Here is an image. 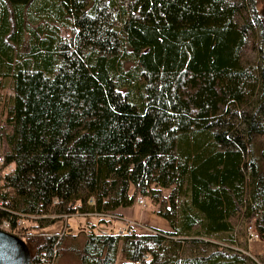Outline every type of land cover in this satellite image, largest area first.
I'll return each mask as SVG.
<instances>
[{
  "label": "trees",
  "instance_id": "16d2710c",
  "mask_svg": "<svg viewBox=\"0 0 264 264\" xmlns=\"http://www.w3.org/2000/svg\"><path fill=\"white\" fill-rule=\"evenodd\" d=\"M1 79L0 222L145 196L170 226L24 223L30 264H264L245 240L264 239V0H0Z\"/></svg>",
  "mask_w": 264,
  "mask_h": 264
},
{
  "label": "rangeland",
  "instance_id": "374dc122",
  "mask_svg": "<svg viewBox=\"0 0 264 264\" xmlns=\"http://www.w3.org/2000/svg\"><path fill=\"white\" fill-rule=\"evenodd\" d=\"M259 7V5H257V8ZM246 52L249 53V50H247ZM251 55V52L248 54ZM2 84V85H1ZM10 89L8 86V81L7 80H0V124L3 121V117H4V112H5V105H6V101H7V97L10 94ZM257 146L258 149H264V135L258 137L257 139ZM167 188H162L161 191L163 194L167 193ZM144 197V196H143ZM146 198V197H145ZM137 202L135 201V203H132V205L129 208L125 209V213L127 214V216L129 218L132 219H136L137 221H133V220H126L125 224L123 221H121L122 219H119L118 221H113L112 222V227L110 228V232H117L119 230L120 227L124 228V231H126L127 229H129L128 227L130 226L131 222L136 223L137 225H135V231L141 230L145 228V224H142L140 221L141 219V214L146 212V209H144L143 207H141L139 204H136ZM150 205V206H149ZM145 207H150L149 209H157V205L156 204H152V202H150L148 200L147 203L144 204ZM85 214H79L77 212L71 213L69 215L66 214V216H62V219L65 220L66 219V224H63V220L59 219L56 220L48 225H45L43 228H34V222L32 220H28L25 221L24 223L26 224V227L32 231H37V232H47V233H56L58 236H60L61 234H63L64 232H75L73 234L79 233L81 231H89V220L88 218H83L81 216H84ZM113 217H105L103 219H110V218H117L119 217L118 214L116 212L112 213ZM79 223V224H78ZM140 225V226H139ZM144 226V227H143ZM68 227L70 228V230L68 229ZM146 227H150V226H146ZM84 228V229H83ZM154 228V227H151ZM122 229V228H121ZM155 229V228H154ZM145 230V229H144ZM99 231V230H97ZM120 232V231H119ZM122 232V231H121ZM82 236L79 237V241L82 240ZM264 239L261 237L259 241H263ZM247 244V242H246ZM247 246V245H246ZM255 251H257L256 249H254L252 246L248 247L246 249V252L248 255L250 256H254V255H258V253H256ZM262 256H264V253L261 252ZM119 256L116 257L114 264H120L119 263ZM55 261V264H77L76 259H74L73 257L69 256V255H65V256H61L58 257ZM121 262V261H120Z\"/></svg>",
  "mask_w": 264,
  "mask_h": 264
},
{
  "label": "crops",
  "instance_id": "0c3cea01",
  "mask_svg": "<svg viewBox=\"0 0 264 264\" xmlns=\"http://www.w3.org/2000/svg\"><path fill=\"white\" fill-rule=\"evenodd\" d=\"M131 205L116 208L114 210V212H116L118 214L119 217H117V218L103 219V218H99V217H97L91 213L85 214L84 216H81V217L88 218L89 223H90L88 230H92L93 232H110V228L112 227L113 221H118L119 219H122L121 221H123L124 224H125L126 220L137 221L136 219L129 218L127 216V214L125 213V209L129 208ZM139 205L141 207H143L144 209H146V212L141 214V219L139 222H141L142 224H145L146 226L158 228L161 230H166V231L170 230V226H169L168 222L163 217L156 214L154 209H149L150 207H145L144 205H141V204H139ZM63 224L67 225L66 219L63 220ZM121 228H123V227H120L117 232H119L121 230ZM68 229L70 230L69 227H68ZM97 230H99V231H97ZM72 233H75V232H72ZM247 246L248 247L252 246L254 249H256L257 251H255V252L258 253V255H260L261 252L264 253V240L259 241V242L254 241V242H251L250 244L247 243ZM119 255H120L119 263H120V261H122V259H123V255L121 252L118 251L116 254V257ZM260 256H262V255H260Z\"/></svg>",
  "mask_w": 264,
  "mask_h": 264
},
{
  "label": "built area",
  "instance_id": "2783aa9c",
  "mask_svg": "<svg viewBox=\"0 0 264 264\" xmlns=\"http://www.w3.org/2000/svg\"><path fill=\"white\" fill-rule=\"evenodd\" d=\"M3 161V158L2 156L0 155V164L2 163ZM11 164L7 165L5 168L10 170L11 169ZM3 193H6L7 195L11 194V191H10V188L7 186V187H0V207H5L7 204H8V199L7 197L3 198L1 195ZM148 200L150 199H147V198H144V197H141L139 196L137 198V202L141 205H144L145 203L148 202ZM4 209H7V208H4ZM79 214H89V213H79ZM91 214H94L95 216L99 217V218H105V217H110L111 214L109 213H100V212H92ZM62 216H66V214H63ZM24 225V215L21 214V213H15V219L13 221V225H11L9 219H2L1 222H0V228L1 229H4L6 231H8L9 233L15 235L16 237H20L21 234V230L20 228ZM146 230H149V231H155L154 228H151V227H146L145 228ZM121 231H124V228H122L120 230ZM127 233L131 232L130 229H127L126 230ZM261 236H260V233L255 229L254 225H253V222L250 221L246 224L245 226V240L248 244H250L251 242H254V241H257V240H260ZM142 258L144 260L147 259V255H142ZM48 264H55V261L54 259H52L51 261L48 262ZM136 264V263H135Z\"/></svg>",
  "mask_w": 264,
  "mask_h": 264
},
{
  "label": "water",
  "instance_id": "95a60500",
  "mask_svg": "<svg viewBox=\"0 0 264 264\" xmlns=\"http://www.w3.org/2000/svg\"><path fill=\"white\" fill-rule=\"evenodd\" d=\"M0 264H30V254L21 240L0 228Z\"/></svg>",
  "mask_w": 264,
  "mask_h": 264
},
{
  "label": "bare ground",
  "instance_id": "6f19581e",
  "mask_svg": "<svg viewBox=\"0 0 264 264\" xmlns=\"http://www.w3.org/2000/svg\"><path fill=\"white\" fill-rule=\"evenodd\" d=\"M139 197V196H138ZM137 197V198H138ZM141 197H143V196H141ZM137 198H136V202H137ZM144 198H145V196H144ZM137 204H139L138 202H137ZM109 214H111V216L113 217V215H112V213H109ZM110 216V217H111ZM131 226H135V225H137L136 223H134V222H131V224H130ZM140 226V225H139ZM144 227V226H143ZM131 230V229H130ZM131 232H132V230H131ZM127 233V232H126ZM130 233V232H129Z\"/></svg>",
  "mask_w": 264,
  "mask_h": 264
}]
</instances>
